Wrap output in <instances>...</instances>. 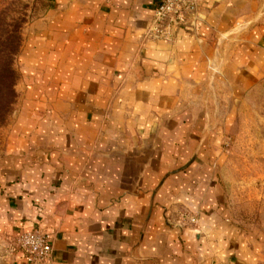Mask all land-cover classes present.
Returning a JSON list of instances; mask_svg holds the SVG:
<instances>
[{
    "label": "crops",
    "instance_id": "1",
    "mask_svg": "<svg viewBox=\"0 0 264 264\" xmlns=\"http://www.w3.org/2000/svg\"><path fill=\"white\" fill-rule=\"evenodd\" d=\"M160 1L51 0L23 27L0 154L10 264H27L13 238L36 227L53 236L52 264L250 256L218 179L226 120L209 135V85L238 97L264 79V0H202L173 41L145 37Z\"/></svg>",
    "mask_w": 264,
    "mask_h": 264
},
{
    "label": "rangeland",
    "instance_id": "2",
    "mask_svg": "<svg viewBox=\"0 0 264 264\" xmlns=\"http://www.w3.org/2000/svg\"><path fill=\"white\" fill-rule=\"evenodd\" d=\"M50 5L51 0H0V42L16 44L26 23ZM215 87L209 85V111L213 109L214 122H210L209 135L218 129L219 118H225L216 169L226 208L232 224L246 238L250 256L245 264H264V79L238 97L227 94L231 89ZM13 110L14 106L0 124V154ZM0 246L6 247L5 239ZM0 264L10 263L0 256Z\"/></svg>",
    "mask_w": 264,
    "mask_h": 264
},
{
    "label": "built area",
    "instance_id": "3",
    "mask_svg": "<svg viewBox=\"0 0 264 264\" xmlns=\"http://www.w3.org/2000/svg\"><path fill=\"white\" fill-rule=\"evenodd\" d=\"M202 0H161L154 12L145 37L153 40L173 41L181 28L193 29L199 20L198 10ZM185 222L198 225L195 213L183 212ZM13 244L27 264H52L54 259L53 236L36 227L19 232Z\"/></svg>",
    "mask_w": 264,
    "mask_h": 264
},
{
    "label": "trees",
    "instance_id": "4",
    "mask_svg": "<svg viewBox=\"0 0 264 264\" xmlns=\"http://www.w3.org/2000/svg\"><path fill=\"white\" fill-rule=\"evenodd\" d=\"M22 25H20V29ZM22 32L18 42H0V124L6 119L16 102L17 71L15 58L21 48Z\"/></svg>",
    "mask_w": 264,
    "mask_h": 264
}]
</instances>
